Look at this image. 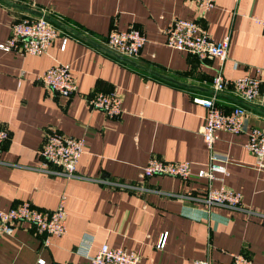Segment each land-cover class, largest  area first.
Returning a JSON list of instances; mask_svg holds the SVG:
<instances>
[{"label": "crops", "instance_id": "0c3cea01", "mask_svg": "<svg viewBox=\"0 0 264 264\" xmlns=\"http://www.w3.org/2000/svg\"><path fill=\"white\" fill-rule=\"evenodd\" d=\"M33 11L57 36L42 55L0 51V126L8 131L0 148V209L29 201L50 211L63 194L65 231L46 246L25 223L0 233V264H90L101 244L136 253L137 264H230V253L239 252L264 264V169L253 168L245 133L217 132L213 150L227 157V174L215 173L210 183L140 172L150 155L188 161L192 173L206 167L199 133L205 109L192 99L211 96L216 71L260 76L261 98L245 109L247 125L264 130V37L251 18L264 17V0H215L204 12L190 0H0V42L14 17L38 16ZM173 18L196 20L215 40L228 35L226 59L167 47ZM131 26L145 38L135 59L105 48L109 29ZM56 63L67 65L76 87L67 97L35 81ZM92 91H115L121 116L89 108ZM216 102L225 110L240 103L230 87ZM50 128L84 138L73 178L41 165L38 149ZM221 184L240 194L238 209L204 204L207 186Z\"/></svg>", "mask_w": 264, "mask_h": 264}, {"label": "built area", "instance_id": "2783aa9c", "mask_svg": "<svg viewBox=\"0 0 264 264\" xmlns=\"http://www.w3.org/2000/svg\"><path fill=\"white\" fill-rule=\"evenodd\" d=\"M196 8L208 11L214 6L215 0H190ZM236 1V0H233ZM252 20L261 27L264 37V17L251 16ZM164 44L180 51L196 55L200 58H216L219 61L226 59L228 35L215 40L196 20L173 18L165 29ZM57 36L54 25L44 16L14 17L9 24L6 38L0 42V51L13 52L20 56L42 55L46 53L49 45ZM143 32L131 26L124 30L109 29L104 46L114 54L127 59H135L144 44ZM64 40L61 45L63 48ZM256 72H260L256 68ZM35 81L45 89L56 95L67 97L75 92L76 87L69 69L65 64H53L35 76ZM212 94L208 98H193L204 109L203 123L199 129L202 141L208 150L206 167L191 172L188 161H166L156 155H150L141 167L143 178L152 175H166L187 180L205 178L210 183L215 173L222 176L227 174L224 163L226 156H221L213 150V143L217 139L218 131L232 134L245 133L243 143L245 150L253 157V168L264 169V130L247 125V112L245 105H252L259 101L262 94V79L260 76L242 75L236 78H226L216 71L210 79ZM226 87H230L233 95L240 101L225 110L216 102V96ZM89 108L98 109L107 118H119L124 112L120 96L115 91H92L85 96ZM8 138L5 126H0V148ZM84 147V138L72 137L58 132L54 128L48 129L43 136L38 149L41 165L51 166L65 178L75 175V167ZM206 206H225L230 209L240 207V194L221 184L217 187L207 186L202 197ZM64 195H60L54 209L48 211L31 205L29 201L0 209V233L10 234L18 224H27L42 236V243L46 246L51 236H60L65 231L66 213L63 208ZM163 239L158 244L162 247ZM90 264H137L138 255L126 252L121 248L108 247L101 244L96 252L88 255ZM230 264H252L250 256L239 252L230 253ZM42 259H37L42 264ZM193 264H209L207 259H196Z\"/></svg>", "mask_w": 264, "mask_h": 264}, {"label": "water", "instance_id": "95a60500", "mask_svg": "<svg viewBox=\"0 0 264 264\" xmlns=\"http://www.w3.org/2000/svg\"><path fill=\"white\" fill-rule=\"evenodd\" d=\"M33 13H34L35 15H38V16L42 15V14H40V13L37 12V11H33Z\"/></svg>", "mask_w": 264, "mask_h": 264}]
</instances>
